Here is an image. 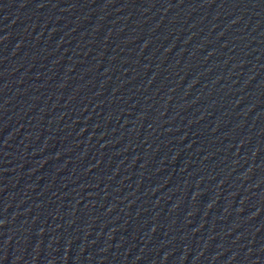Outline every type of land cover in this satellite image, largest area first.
I'll return each mask as SVG.
<instances>
[{"label": "water", "instance_id": "obj_1", "mask_svg": "<svg viewBox=\"0 0 264 264\" xmlns=\"http://www.w3.org/2000/svg\"><path fill=\"white\" fill-rule=\"evenodd\" d=\"M0 264H264V0H0Z\"/></svg>", "mask_w": 264, "mask_h": 264}]
</instances>
